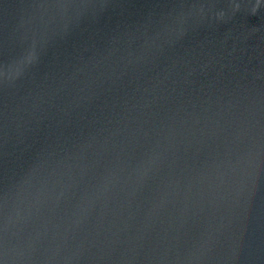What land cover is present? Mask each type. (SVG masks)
I'll return each mask as SVG.
<instances>
[{"label": "water", "instance_id": "1", "mask_svg": "<svg viewBox=\"0 0 264 264\" xmlns=\"http://www.w3.org/2000/svg\"><path fill=\"white\" fill-rule=\"evenodd\" d=\"M0 264H264V0H0Z\"/></svg>", "mask_w": 264, "mask_h": 264}]
</instances>
